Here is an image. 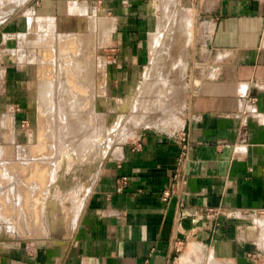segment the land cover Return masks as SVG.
I'll return each instance as SVG.
<instances>
[{
    "label": "crops",
    "instance_id": "0c3cea01",
    "mask_svg": "<svg viewBox=\"0 0 264 264\" xmlns=\"http://www.w3.org/2000/svg\"><path fill=\"white\" fill-rule=\"evenodd\" d=\"M28 1L21 15L12 4L0 15V115L29 104L15 45L40 28L101 17L117 87L145 64L158 32L159 0ZM176 1L193 18L180 124L124 145L66 244L21 253L0 244V264H264V0Z\"/></svg>",
    "mask_w": 264,
    "mask_h": 264
},
{
    "label": "rangeland",
    "instance_id": "374dc122",
    "mask_svg": "<svg viewBox=\"0 0 264 264\" xmlns=\"http://www.w3.org/2000/svg\"><path fill=\"white\" fill-rule=\"evenodd\" d=\"M159 2L145 64L118 87L109 82L111 41L101 17L67 30L40 28L33 40L15 45L29 74V104L0 115L1 245L12 243L21 253L66 244L95 180L124 145L146 130L180 124L193 18L176 0ZM28 3L0 0V15L10 4L21 15Z\"/></svg>",
    "mask_w": 264,
    "mask_h": 264
},
{
    "label": "built area",
    "instance_id": "2783aa9c",
    "mask_svg": "<svg viewBox=\"0 0 264 264\" xmlns=\"http://www.w3.org/2000/svg\"><path fill=\"white\" fill-rule=\"evenodd\" d=\"M186 148H187L186 136H185V134H183L182 137H181V151H182V154L185 152ZM126 185H127V181L126 180H122V187H124ZM178 250L179 249L176 248L175 251L178 252Z\"/></svg>",
    "mask_w": 264,
    "mask_h": 264
},
{
    "label": "bare ground",
    "instance_id": "6f19581e",
    "mask_svg": "<svg viewBox=\"0 0 264 264\" xmlns=\"http://www.w3.org/2000/svg\"><path fill=\"white\" fill-rule=\"evenodd\" d=\"M164 11V10H163ZM191 25H192V23H190ZM187 65V64H186ZM75 82H76V80H75ZM73 83V82H72ZM44 89L45 90H47L48 88H47V86H45L44 87ZM73 90H74V88H73ZM73 90H72V92H73ZM79 90V89H78ZM78 92V91H77ZM81 94V93H80ZM82 95V94H81ZM81 125V124H80ZM89 127V126H88ZM90 128V127H89ZM72 131V130H71ZM89 131V130H88ZM43 134V133H42ZM73 135V134H72ZM42 137V136H41ZM43 137H45L44 135H43ZM45 139V138H44ZM42 141H43V139H42ZM59 211V210H58ZM191 249V248H190ZM182 259V258H181Z\"/></svg>",
    "mask_w": 264,
    "mask_h": 264
}]
</instances>
